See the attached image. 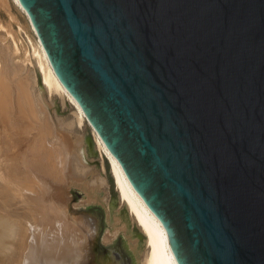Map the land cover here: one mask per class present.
<instances>
[{
  "label": "water",
  "instance_id": "water-1",
  "mask_svg": "<svg viewBox=\"0 0 264 264\" xmlns=\"http://www.w3.org/2000/svg\"><path fill=\"white\" fill-rule=\"evenodd\" d=\"M175 264H264V0H18Z\"/></svg>",
  "mask_w": 264,
  "mask_h": 264
},
{
  "label": "bare ground",
  "instance_id": "bare-ground-1",
  "mask_svg": "<svg viewBox=\"0 0 264 264\" xmlns=\"http://www.w3.org/2000/svg\"><path fill=\"white\" fill-rule=\"evenodd\" d=\"M13 2L25 15L34 33L32 56L35 59V71L40 78L42 90L49 95L57 93L63 100L69 102L74 107V122L78 124L88 122L97 146L106 154L116 185L117 200L120 199L122 202V209L118 212L119 217L115 218L117 226L119 224L120 226L114 227L110 237L113 238L116 233H122L137 263L140 254L143 253L142 239L144 238L146 251L141 264H175L161 225L128 183L120 166L104 146L81 107L58 79L19 1L13 0ZM16 51L18 50L14 52ZM17 68L3 66L0 73V192L10 189H23V192H27V231H30V228L33 230L32 234L26 237L27 252L23 264H97L90 253L91 240L96 228L94 222L89 216L77 217L73 220L66 211H63L68 204L67 193L72 187L85 192L87 200L95 199L96 190L98 191L94 187L95 183L90 182L92 170L89 171L85 163L83 136L74 134L73 123H66L61 117L60 119L49 115L47 110L41 111L42 104L36 102L45 103V101L40 96L38 98L34 96L33 85L30 81L28 82L27 77L17 78ZM4 73L10 75L11 79L5 77ZM8 83L13 86L11 89ZM12 94L15 96L14 101ZM15 112L18 117L20 114V117L27 121L28 127L23 129L28 128L34 133L32 137L30 136L31 139L28 138L29 142L23 148L24 150L19 148L15 152L10 149L14 152L11 153L7 150L8 146L3 137L14 136L18 128L12 120V113ZM9 140L11 143L12 139ZM71 168L74 171L73 174ZM129 214L138 229L134 233L126 230L129 227ZM111 256H114L118 264H126L115 254Z\"/></svg>",
  "mask_w": 264,
  "mask_h": 264
},
{
  "label": "rangeland",
  "instance_id": "rangeland-1",
  "mask_svg": "<svg viewBox=\"0 0 264 264\" xmlns=\"http://www.w3.org/2000/svg\"><path fill=\"white\" fill-rule=\"evenodd\" d=\"M33 37L34 33L30 29L25 15L18 9L13 0H0V73H2L3 66H10V68L18 67L16 70L17 78L19 79L20 77V79H22L27 77L28 82L30 81L31 85H33L32 93L34 96L36 98L40 96V98L45 101V103L36 102L38 104L40 103V105L42 104V106L44 105L43 107L41 106V111L47 110L46 112L49 115L58 118L61 117L66 123H73L72 128L74 134L83 136V155L85 154V163L88 166L89 171L92 170L90 182L96 184L97 181L96 186L94 184V187L98 189V191L96 190L95 199H85V192L72 187L67 193L68 204L66 207L68 208L65 207L63 211H66L67 215L73 220L77 217L89 216L94 222L96 228L91 240L90 253L93 261L97 264H118V261L114 259V256H111L114 254L122 259V261L124 260L126 264H141L140 262L146 251L144 238L142 239L143 253L140 254L141 258L139 256L137 263L134 257H132L130 249L127 246L128 243L122 233L119 232L116 233L113 238L110 237L114 231V227L120 226V224L117 226L115 218L119 217L118 212L122 209V202L120 199L117 200V193L115 191L116 185L114 184V178L111 175L112 172L108 159L105 156L106 154L102 152L103 150L100 151V148L97 146L88 122L84 121L81 124L74 122V107H72L69 102L63 100L59 94L53 93L52 95H49L42 90L43 88L40 83V78L35 71V59L34 56H32ZM15 50L18 51L14 52ZM25 59L28 61L26 62ZM3 75L9 80L11 79V76L7 73L6 75L5 73ZM30 75L31 77H29ZM31 78L34 79L32 80ZM8 85L10 89L13 87L9 83ZM10 91V93H12V90ZM12 95L11 97L14 101L15 96L14 94ZM12 114V120L18 128L15 130L14 136L11 137L10 135H6L8 138L3 137V139L8 146L7 150L9 151L11 149L16 152L19 148L24 150L23 148L27 146V142H29V139H31L34 132L28 128L27 130L23 129L27 126V121L20 117L19 113V117L16 112ZM17 121L19 122L18 124ZM21 132L24 133V135ZM9 137L13 142L11 141L10 143ZM5 138H7V140ZM20 139L22 140L20 141ZM11 150L9 152L14 153ZM5 152L7 151L5 150ZM71 173H74L72 168ZM26 199L27 192H23V189H10L0 192V264H23L24 256L27 252V238L32 234L33 230L30 228V231H27ZM128 216L129 227L126 230H131V232L134 233L135 230L138 229L133 223L132 216L130 217V214ZM120 217L122 218L121 215ZM23 250L24 252H22ZM125 253L126 255H124Z\"/></svg>",
  "mask_w": 264,
  "mask_h": 264
}]
</instances>
